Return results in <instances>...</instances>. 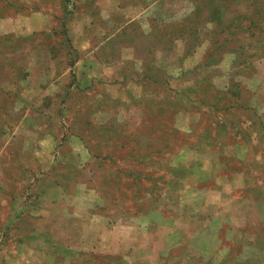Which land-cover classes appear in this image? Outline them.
Wrapping results in <instances>:
<instances>
[{
  "label": "rangeland",
  "instance_id": "obj_1",
  "mask_svg": "<svg viewBox=\"0 0 264 264\" xmlns=\"http://www.w3.org/2000/svg\"><path fill=\"white\" fill-rule=\"evenodd\" d=\"M0 264H264V0H0Z\"/></svg>",
  "mask_w": 264,
  "mask_h": 264
}]
</instances>
